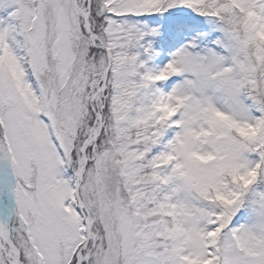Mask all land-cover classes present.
<instances>
[{
	"label": "snow or ice",
	"instance_id": "snow-or-ice-1",
	"mask_svg": "<svg viewBox=\"0 0 264 264\" xmlns=\"http://www.w3.org/2000/svg\"><path fill=\"white\" fill-rule=\"evenodd\" d=\"M0 264H264V0H0Z\"/></svg>",
	"mask_w": 264,
	"mask_h": 264
}]
</instances>
